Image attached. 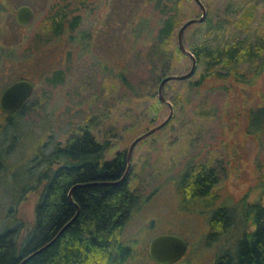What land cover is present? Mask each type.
I'll return each mask as SVG.
<instances>
[{
    "label": "rangeland",
    "instance_id": "1",
    "mask_svg": "<svg viewBox=\"0 0 264 264\" xmlns=\"http://www.w3.org/2000/svg\"><path fill=\"white\" fill-rule=\"evenodd\" d=\"M178 4L174 36L166 45L170 75L190 69V59L175 51V39L184 22L201 14L193 0ZM20 6L34 12L26 27L15 20ZM204 7L212 18H223L224 9L253 12L240 37L263 42L264 0H204ZM54 15L61 17L57 33ZM160 24L154 0H0V93L18 79L33 84L22 110L12 117L0 110V231L21 223L22 234L33 223L38 196L29 189L41 170V155L76 129L88 126L108 144L104 158L111 159L166 119L169 108L156 96L158 73L147 64ZM223 29L215 31L218 37ZM203 41L219 39L203 23L184 31L185 48ZM256 65L241 61L240 81L229 75L194 87L201 72L196 63L191 78L167 83L163 92L173 116L134 147L127 167L129 187L140 199L121 231L131 244V258L123 264H154L148 243L162 234L187 244L176 264H215L223 252L233 256L237 242L253 231L245 211L264 204V128L258 120L251 124L252 113L264 109V68ZM198 166L217 177L207 207L181 198V178ZM218 207L228 213L223 231L210 220Z\"/></svg>",
    "mask_w": 264,
    "mask_h": 264
},
{
    "label": "trees",
    "instance_id": "2",
    "mask_svg": "<svg viewBox=\"0 0 264 264\" xmlns=\"http://www.w3.org/2000/svg\"><path fill=\"white\" fill-rule=\"evenodd\" d=\"M200 1L204 5V0ZM178 5V0H154L161 24L147 55V64L158 73L157 85L163 77L170 75L167 68L172 54L167 53L166 45L171 43L174 36ZM241 12L226 14L224 9L221 14L223 18H219L218 14L214 18L207 17L203 23L204 29L214 30L219 42L213 44L203 41L186 48L194 56L197 65L201 66L199 79L191 84L194 87L206 78L223 79L232 75L236 81H240L241 75H238L236 68L241 61L255 63L258 69L264 68V40L257 43L247 36H241L240 39L241 32L247 30L250 16L253 15L248 10L243 14ZM60 22V16L51 19L56 33ZM220 29L223 32L218 37L219 33L216 32ZM175 51L185 57L177 46ZM121 78L129 90L135 93L134 88L125 83L123 75ZM262 108L252 113L251 124L255 125L258 120L264 128ZM76 132L64 144H57L48 155H41V170L33 175L34 185L29 189L38 196L33 223L22 234L21 223L0 231V264H19L52 241L76 212L78 216L73 224L48 248L24 264H123L131 258V244L129 246L121 238V231L130 220L140 196L136 189L131 190L126 177L121 183L110 185L119 181L125 173L124 157L119 154L117 159L99 166L96 161L104 146L93 141L88 126H81ZM181 182L184 183L179 186L183 203L203 204L205 207L210 204L207 199L217 182L213 169L203 166L190 168ZM75 185L81 186L71 192V202L68 192ZM240 207L242 211L246 210ZM245 212L251 215L253 231L241 237L233 256L223 252L215 264H264V204H251ZM227 215L225 208L218 207L210 220L223 231Z\"/></svg>",
    "mask_w": 264,
    "mask_h": 264
},
{
    "label": "water",
    "instance_id": "3",
    "mask_svg": "<svg viewBox=\"0 0 264 264\" xmlns=\"http://www.w3.org/2000/svg\"><path fill=\"white\" fill-rule=\"evenodd\" d=\"M194 3L198 6L200 9V17L195 19H190L186 22H184L180 28L177 31L176 36V43L177 48L180 51V53L186 57H188L191 61L190 69L183 75H170L163 77L158 86L156 91L157 99L160 103L166 105L169 108V114L166 117L164 121H162L157 126L153 127L152 129L144 132L143 134L139 135L137 138H135L132 143L130 144L128 151H127V167L129 164V160L132 154V151L136 144L140 142L141 140L147 138L148 136L152 135L153 133L159 131L160 129L164 128L169 121L171 120L173 116V109L172 105L169 101H167L164 97V86L170 82V81H184L189 78H191L195 71H196V60L194 56L185 48V45L183 43V34L184 31L193 24H201L204 23L207 17L206 9L204 5L201 3L200 0H193ZM34 17L33 10L28 6H20L16 10V22L20 27H26L29 22ZM33 86L28 81H17L13 84L6 87L0 96V110L5 113L6 115H11L20 110L21 106L29 99V97L32 94ZM127 175V170L123 174L122 178L117 181L110 183V185H115L121 183L124 178ZM81 185H75L73 186L69 192H68V199L72 202L71 199V192L76 188L80 187ZM78 216V212L73 216V218L67 222L57 233L56 237L35 251L34 253L27 256L25 259H23L19 264H24L29 259L37 255L38 253L42 252L46 248H48L53 242L56 241L60 237V235L76 220ZM187 250V244L186 242L175 235L172 234H162V235H156L152 237L148 243L147 251H148V257L149 259L155 263V264H176L179 262L185 252Z\"/></svg>",
    "mask_w": 264,
    "mask_h": 264
},
{
    "label": "flooded vegetation",
    "instance_id": "4",
    "mask_svg": "<svg viewBox=\"0 0 264 264\" xmlns=\"http://www.w3.org/2000/svg\"><path fill=\"white\" fill-rule=\"evenodd\" d=\"M15 20H16V14H15ZM17 23V22H16ZM21 80H23V81H28V80H24V79H18V80H15V81H13V82H11L10 84H8L6 87H8L9 85H11V84H13L14 82H17V81H21ZM28 82H30V81H28ZM31 83V82H30ZM31 85L33 86V84L31 83ZM5 87V88H6ZM4 88V89H5ZM3 89V90H4ZM3 90L1 91V93L3 92ZM32 92H33V90H32ZM1 93H0V96H1ZM32 95V94H31ZM31 97V96H30ZM29 97V98H30ZM29 100V99H28ZM27 100V101H28ZM27 101L21 106V108L27 103ZM20 108V109H21ZM19 111V110H18ZM17 111V112H18ZM16 113V112H15ZM12 115V114H11ZM90 135H91V137H92V139H93V141L96 143V144H98V145H103L104 146V149L101 151V153H100V155L97 157V161H96V163H98L99 164V166H101L102 164H104V163H107V162H111L112 160H115V159H117V157H118V155L119 154H121V155H123V157H124V172L127 170V151H124V152H122V153H117L116 155H115V157H113V158H111V159H105L104 158V154H105V152H106V150H107V148H108V144L106 143V142H102V141H100L97 137H96V135L95 134H93L92 132H90ZM144 140V139H143ZM143 140H141V141H143ZM140 141V142H141ZM139 143V142H138ZM137 143V144H138ZM136 144V145H137ZM133 152V151H132ZM97 156V155H96ZM96 158V157H95ZM130 161V160H129ZM126 179H127V181L129 180V173H127V175H126ZM222 220H224V218H221ZM155 264V263H154Z\"/></svg>",
    "mask_w": 264,
    "mask_h": 264
}]
</instances>
